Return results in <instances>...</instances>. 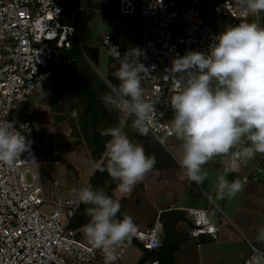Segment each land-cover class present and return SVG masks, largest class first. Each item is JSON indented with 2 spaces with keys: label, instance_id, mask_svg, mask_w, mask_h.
I'll return each instance as SVG.
<instances>
[{
  "label": "built area",
  "instance_id": "obj_1",
  "mask_svg": "<svg viewBox=\"0 0 264 264\" xmlns=\"http://www.w3.org/2000/svg\"><path fill=\"white\" fill-rule=\"evenodd\" d=\"M198 4L222 18L233 19V23L249 13L239 0H122V6L128 10L131 7L132 13L144 20L133 49L138 48L141 53L144 98L156 108L148 133L166 149L161 135L175 137L166 122L173 116L169 97L180 87L179 76L170 74L173 62L189 52L208 53L219 34L200 20ZM62 12L54 0H0V120L15 122L26 141H31L30 149L21 153L14 165L0 164V264H105L101 250L86 239H78L77 231L68 228L80 205L73 195L54 201L49 215L40 212L39 208L48 204L37 170L42 143L25 116L12 120V115L21 112L23 104L52 74L47 67L53 49L71 44L75 29L61 22ZM102 44L107 52L113 46L120 49L109 34L102 37ZM56 62L59 63L57 58ZM244 145L241 142L234 146L224 159H238L235 154ZM27 171L31 173V182L25 179ZM191 215L190 235H208L213 240L217 237L218 227L208 209H192ZM62 216L66 218L64 225ZM158 231L160 228L153 227L136 230L133 235L144 238L145 249L156 251L160 245ZM249 250L242 264H264V249L249 243ZM115 257L112 264H120L119 255ZM144 264L167 263L152 258Z\"/></svg>",
  "mask_w": 264,
  "mask_h": 264
},
{
  "label": "clouds",
  "instance_id": "obj_2",
  "mask_svg": "<svg viewBox=\"0 0 264 264\" xmlns=\"http://www.w3.org/2000/svg\"><path fill=\"white\" fill-rule=\"evenodd\" d=\"M239 2L250 14L264 12V0ZM257 21L259 16L254 22L227 26L215 37L208 53L189 52L176 58L170 70L180 81L179 89L169 97L173 111L171 128L180 142L176 159L190 182L202 184L207 178L203 165L217 156L228 157L234 146L246 143L235 154L238 159L222 161L223 171L216 184L219 199H232L242 188L239 178L230 181L228 175L238 171L241 164L246 165L257 153L264 154V27ZM74 29L73 36L76 31L81 35L80 23ZM108 51L119 62L113 73L119 83L113 87L109 83L113 90L100 99L106 110H118L122 118L116 126L100 130V135L109 139L95 168L106 171L117 182V190L126 193L155 166L156 159L146 154L141 145L133 143L125 128L131 118V128L147 135L156 108L144 98L140 49H131L123 57L114 46ZM68 61L63 63L68 65ZM30 147L31 141H26L15 122L0 120V164L14 165ZM72 194L78 205L88 206L85 214L89 220L82 226V233L94 248L102 251L105 264H112L116 259L115 247L131 237L143 247L144 238L133 235L137 227L133 219L126 214L117 218L121 209L118 199L102 188L94 189L91 184L73 189ZM158 235L160 248L164 243L161 229ZM256 239L264 243V227L258 230Z\"/></svg>",
  "mask_w": 264,
  "mask_h": 264
},
{
  "label": "crops",
  "instance_id": "obj_3",
  "mask_svg": "<svg viewBox=\"0 0 264 264\" xmlns=\"http://www.w3.org/2000/svg\"><path fill=\"white\" fill-rule=\"evenodd\" d=\"M118 15L116 20L112 16L111 22L102 14L94 16L101 22L105 31H114L117 36L122 37V39H118L115 36L121 45L120 51L129 49L130 45L133 49L135 39L132 40L131 37V26L129 28L123 25L121 20V15L128 16L132 22L133 14ZM257 23L259 24L258 21ZM125 132L133 143L144 148L146 154L155 156V166L133 186L130 192H119L116 187L117 182L108 175L98 177L99 180L92 187L109 191L112 197L118 199L121 204L126 203L128 209L130 208L129 212L134 218V223L137 225L136 230L142 231L158 227L163 232L160 226L162 218L169 219V225L172 226L173 223V229L170 231L169 227L168 233H171L172 240L167 242L176 245L175 249H171L174 259L172 264H195L196 261L201 264H242L243 258L250 252L249 243L253 245L258 243L260 246H264V243L256 239L258 230L264 227V169L260 163L254 171L242 167L241 164L239 173H230L227 178L230 181L239 178L242 188L232 199H219L216 193V184L217 177L222 174L223 168L222 165L218 166L216 157L215 160L212 159L203 165L202 170L207 173V178L202 184H196L188 180L185 171L177 162L179 144L176 137H170L171 146L169 144V150H167L149 133L140 135L132 129L131 118L128 120ZM156 142L161 146L159 147ZM255 157L262 160L264 165L262 154L261 157L259 156L260 159L258 156ZM92 175L90 174V176ZM258 203L261 210L253 212L255 209L253 205L257 206ZM195 208L208 209L211 218L218 227L217 237L214 240L208 235L197 237L190 235V227L193 225L191 210ZM234 219L236 220L234 221ZM163 235L165 238L164 232ZM191 254L194 255L191 261H186V258H190Z\"/></svg>",
  "mask_w": 264,
  "mask_h": 264
},
{
  "label": "rangeland",
  "instance_id": "obj_4",
  "mask_svg": "<svg viewBox=\"0 0 264 264\" xmlns=\"http://www.w3.org/2000/svg\"><path fill=\"white\" fill-rule=\"evenodd\" d=\"M71 1L75 2L78 0ZM81 1V6H85V0ZM87 1L88 2L86 7L88 9L86 10V13L84 15V25L82 24L83 30L81 35L77 33V40L81 48L82 46H90V48L93 50L95 49L98 54L96 53L97 56L96 54L93 55L94 60L90 55L89 56L91 57V60L87 56H81L85 60L78 56L76 58L77 61L75 60V63L77 64V70L82 75L87 77V81H89L90 83L91 90L94 91L98 96L97 100H101V95L110 92L111 85L109 84L108 80H116V78L113 76V73L119 67V62L114 58V55L107 54V50L102 44V37L105 36V34H109L111 36V39L113 38L117 43L119 42L117 41L115 36L118 37V39H122V37L117 36L116 32L114 31H105L106 29H104L101 22L98 21L94 15L102 14L105 18L107 17L108 21L111 22L113 17H115L116 20V18L119 16L118 14L131 15L133 13L131 7H129V10H131V13H129V10L126 9V7L122 6V0H117V6L115 5V0ZM198 5L201 9L200 20L209 23L218 33L224 31L227 26L233 25V19L222 18L220 14L216 13L215 11L203 7L202 4ZM257 16H259L260 18V26L264 27V12L257 14ZM254 18L255 15L248 13L246 19H243L240 22H254ZM118 19L120 20V18ZM121 20L123 21H121L123 25L128 26L129 28L131 26V37L132 40L135 39V42L131 43H133L134 45L140 37L139 31L141 33V30L137 31V29H135V26L133 27L131 25L130 17L121 15ZM128 47L129 49L126 48L127 50L122 49L121 51H119L121 57H123L126 52L131 50V45ZM81 51L82 54H85L83 49ZM88 51L90 52V50ZM72 64L73 62L70 61L68 66L71 67ZM96 76L99 79L103 80L107 85H109L110 88H108L107 90L101 88L102 84H99V80ZM64 84L65 85L61 88L55 87V90L59 91V95L56 96L47 93L45 98L43 97V95L35 94L33 92L34 95L32 93L33 96H30L29 102L26 101L27 104H23L21 112L17 111L12 115V120L15 121L25 116L34 126L36 136L42 143L41 148L43 151L42 153L37 154V170L41 179L45 199L48 203L43 204L39 208L40 212L44 215H49L52 212V203L54 201H56L57 199L64 201L71 197V195H73V189H79L90 184V174H95L97 172L95 164L100 161V158L91 159L92 157L90 156L92 153L90 149H88V146L85 143L83 137L80 136L81 133L77 134V132H75L76 130L79 131V127L81 129V126L78 127V120H82L85 118L81 115L82 99L80 95H69V92L73 91L72 88H74V85H69L66 82ZM69 86L71 87V91H67V88ZM103 114L109 115L110 112L103 110ZM72 122L77 125L74 127ZM166 122L171 127V120L167 119ZM161 138L164 143H166L167 145L170 144V137L161 135ZM179 143L180 142L178 141V144ZM167 150H169V146H167ZM255 156L261 157V154L257 153ZM255 156L252 159L248 160L246 165L242 164V167L254 171L255 167L260 163V165L263 166L262 169H264L262 160H258ZM262 158L264 159V154H262ZM220 166L223 168V163H221ZM32 168L36 170L35 166H32ZM239 170L240 169L233 173L237 174L239 173ZM25 179L28 182H31V173L29 171L25 173ZM244 201L245 200L243 198V202ZM80 206H83V204H80L79 208ZM253 207L255 208L253 212L261 210V206H259V203L257 204V206L253 205ZM60 220L64 225L66 222V218L62 216ZM235 220L236 219H234V221ZM134 243L131 242L128 245H125L123 243L115 247L114 255H119L120 264H137L138 258L140 257L139 255L141 254V250L138 244L136 245V243ZM254 246L256 248L264 249V246H260V244L258 243ZM193 256L194 255L191 254L189 256L190 258H186V261H191V258ZM247 256L248 254L243 258V260ZM195 264L201 263H197L196 261Z\"/></svg>",
  "mask_w": 264,
  "mask_h": 264
},
{
  "label": "trees",
  "instance_id": "obj_5",
  "mask_svg": "<svg viewBox=\"0 0 264 264\" xmlns=\"http://www.w3.org/2000/svg\"><path fill=\"white\" fill-rule=\"evenodd\" d=\"M54 1L62 7V10H63L62 15H61V22L62 23L71 24L75 28H78L79 23H80V19L82 17V19H83L82 24L84 25V20H85L84 15L86 13V10L88 9L86 7L87 2H88L87 0H85V3H84L85 6H81L82 5L81 0H78L75 2H72L71 0H54ZM114 2H115V5L117 6V4H116L117 0H115ZM143 22H144V20L140 16L136 15V16H133L131 25L133 27L135 26V29H137V31H139V30H141ZM236 24H238V23L236 22L234 25H236ZM83 25H82V28H83ZM139 34H140V31H139ZM139 34H138V36H139ZM112 40L114 41L113 38H112ZM82 49L85 52V56H87L90 60L92 57V59L94 60L93 55H95L97 53L96 50L95 49L93 50L90 47H84V46H82V48H81L79 46V42L77 40V31L72 38V42H71V45L69 48H65V47L54 48L52 55L49 58V63H48V67H47L48 69H50L52 71V74L47 78V80L39 88H37L34 91V93L39 94V95H43V97H45V98H46L47 93H50V95L56 96V95H59V91L55 90V87L61 88L62 86L65 85L64 84L65 82L69 85H74V88H72L73 91H71L70 86L67 88L68 89L67 91H71V92H69V95H73V94H76L77 96L80 95V97L82 99L81 115L85 117L82 120H78L79 121L78 127L81 126V129L83 131L79 127V131L76 130L75 132H77V134L81 133L80 136L83 137V139L85 140V143L88 146V149H90V151L92 153L91 157L93 159H99L101 157V154L105 150V141L107 139H109V137L100 136V130L104 129V128L116 126L120 121L119 119L122 118V113H120L118 110H111V111L106 110L102 100H97V98H98L97 94L91 90L90 83H89V81H87V77L82 75L77 70V68H76L77 64L75 63V60L77 61L76 58L78 56H80V58L85 60L83 57H81L83 55L82 51H81ZM88 50H90V52ZM97 51H98V49H97ZM97 54H96V56H97ZM108 55H111V54H108ZM56 58L59 60V63L56 62ZM64 60L72 61L73 62L72 66L69 67L67 64L63 63ZM98 80H99V84L100 83L102 84L101 88L106 89V90L108 88H110V86L107 85L103 80H101L99 78H98ZM108 81L112 85V87H113V85L119 83V81L117 79L116 80L109 79ZM112 90L113 89L110 88V91H112ZM34 93H33V95H34ZM66 94H68V93H66ZM29 99L27 100V102H29ZM27 102H25V104H27ZM102 109L110 112V114L109 115L103 114ZM76 125L73 123L74 127ZM157 144L159 146V143H157ZM223 159H224V157H221V156L216 157V161L218 162V166H220L221 161H223ZM104 175H108L110 177V175L106 171H104V172L99 171L98 173L96 172L95 174L93 173V175L91 176V178L89 180L90 184L93 186L95 183H97L96 181L99 180L98 177H100V176L103 177ZM105 192L109 196H112L109 191H105ZM86 207H88V206L84 205V204H83V206H80L79 210L72 217V219L70 220V222L68 224V228L78 231L77 232V238L80 240H85L84 235L82 233V226L84 224H86L89 220V217L85 214V208ZM129 209H128L126 203L124 205L121 204V209L117 215V218H122V216L124 214H126V215L130 216L134 221V218H133L132 214L129 212ZM160 217H161V215H160ZM162 219H163V221H161L160 226L163 229V232L165 234V238H164V243H163V245H161L159 250L149 251V250L143 248L142 244L139 243L134 237H131L130 241H126L124 243V244H130L131 242H133V243L135 242L136 245L138 244L140 246V248L142 250V254L139 257L137 264H143L149 258L150 259L157 258L161 262L167 263V264L173 263L174 259H173V253H172L171 249H175L176 245L175 244L174 245L169 244L167 242L169 240H172V238H171L172 235L170 236L171 233H168V231L170 230V228H171L170 231H172L173 223L171 226V225H169L170 224L169 219L168 220H164V218H162ZM192 226L190 227V229L192 228Z\"/></svg>",
  "mask_w": 264,
  "mask_h": 264
},
{
  "label": "bare ground",
  "instance_id": "obj_6",
  "mask_svg": "<svg viewBox=\"0 0 264 264\" xmlns=\"http://www.w3.org/2000/svg\"><path fill=\"white\" fill-rule=\"evenodd\" d=\"M137 235H139V234H137Z\"/></svg>",
  "mask_w": 264,
  "mask_h": 264
}]
</instances>
